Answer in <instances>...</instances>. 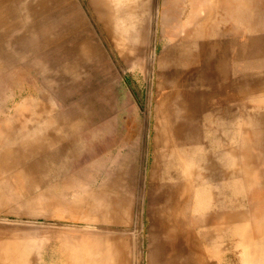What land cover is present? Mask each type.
<instances>
[{"label":"rangeland","instance_id":"1","mask_svg":"<svg viewBox=\"0 0 264 264\" xmlns=\"http://www.w3.org/2000/svg\"><path fill=\"white\" fill-rule=\"evenodd\" d=\"M97 1L0 0L1 51L12 53L13 41H16L13 46L18 45L19 54H27L30 46L35 50L31 51L35 57L26 61L27 63L22 62L18 75L9 77L10 83L0 88V105L4 107L1 114L3 117L14 116L16 105L30 104V101L33 107H38L39 113L33 123L34 129H42L46 125V117L43 116L44 109H41L40 105H45L46 109L51 105L50 112L54 114L57 122L59 113L64 115L66 112H77L78 97L71 91L77 88L82 79H85L88 88L95 92L104 89L105 82L111 77L117 88V118L116 124L107 132L105 142L107 146L109 143L115 146L102 155L105 161L101 172L105 174L100 176L106 179L111 168H118L121 172V165L112 159L117 157L115 155L126 153L131 146H136L138 153L133 164L136 173L140 175V183L132 192L135 200L130 208L132 212L129 211L132 218L129 217L128 224L104 222L98 226L99 230L100 227L111 225L116 227L115 229L123 228L126 231L122 235L128 238L127 243L130 245L132 261L134 260L132 264H165L168 261L164 257L167 256L170 258L167 257L168 260L172 259L170 264H199V261L194 259H198L200 254H205L212 264H247L244 261L247 244L243 245L244 236L241 231L237 232L236 225L242 224L244 220L246 222L243 225L249 226L250 223L247 228H251L252 235L248 237L253 240H258L257 230L264 227V50H259L257 55L251 53L238 62L240 69L237 77L248 78V81L235 87L232 73L221 75L217 71L219 63L223 64L229 60L228 56L226 59L224 51L231 49L235 33L232 29L218 25L211 36L214 46L209 44V49L216 51V56H210L213 63L202 61L199 69L187 67L185 61L194 49L193 42L183 39L186 34L184 28L169 25L172 16L177 21L186 19L185 1L154 0L156 7L152 17L157 7H160V14L165 12L166 16H169L166 19L169 24L166 21L163 24V17L161 18L159 13L157 24L153 23L151 27L149 23L144 24L147 34L150 30V35L145 36L147 43L143 38V41L140 39L138 42L144 46V52L141 53L142 62L134 55L135 61L128 62L123 59L122 52L116 46L115 35H120L119 32L123 31H141L143 24L127 20L125 23L108 22L105 25L101 21V13L94 8ZM228 1L232 3V0ZM258 3L257 5L253 0H239L235 9L239 13L250 11L256 16H264V0ZM103 17L111 19L109 13H104ZM240 26L243 28L244 23ZM237 33L238 44L248 40V32ZM257 33L264 38L263 32ZM99 46L103 48L102 51ZM147 57L148 60L145 59ZM208 59L209 56H206L205 60ZM42 61H48L54 66L46 69L48 71L45 73H34L29 69L28 65ZM73 62L79 66H73ZM47 72H52L53 77ZM176 77L185 82L193 98L187 114L188 123L184 124L186 131L172 144L170 155L160 158L152 181V134L156 108L154 99L159 86L166 83L168 78L177 80ZM48 82H53V87L61 84L62 89L46 90L45 84L48 86ZM139 128L140 134L137 131ZM87 136L90 137L91 134L87 133ZM166 145L163 144V147L166 148ZM94 149H88L86 158L77 153H69L61 178L64 180L78 174L82 166L90 163L95 157L97 151ZM129 165L131 164L127 166ZM11 173L10 168L0 173V213L13 210L38 214V210L43 211V204L32 206L25 203L27 195L20 196L17 185L11 180ZM187 181L191 186L190 190L180 191L181 202L186 198V203L181 209L185 210V216L177 209V215L181 214L178 216L179 221L184 222V230L180 236H169L164 230L165 224L158 220L159 214L157 216L156 211L160 204L155 199L152 200L156 214L154 218V213L149 214L150 194L152 192L155 196L164 191L160 189L163 183L183 184ZM243 212L247 215L244 216ZM0 215V223L8 222L5 216ZM150 223L156 228V232L151 233L154 228H150ZM208 231L210 234H207ZM155 233L160 239L154 238ZM120 234L116 233L115 236ZM151 239L154 241L150 242ZM156 244L161 246L160 250L154 246ZM41 252L44 253L45 264L55 262L52 251ZM33 253L42 255L38 249ZM178 256L187 258V261L189 259L190 263Z\"/></svg>","mask_w":264,"mask_h":264},{"label":"bare ground","instance_id":"2","mask_svg":"<svg viewBox=\"0 0 264 264\" xmlns=\"http://www.w3.org/2000/svg\"><path fill=\"white\" fill-rule=\"evenodd\" d=\"M184 1L186 19L177 21L172 16L173 18L169 20L170 24L166 21L169 16H166L165 12L163 15L160 14V7H157V11H154V16L152 17V12L156 7L154 0H98L94 8L101 13V21L105 25L108 22L114 24L125 23L127 20L135 24H143L141 31H123L119 32L120 35H115L116 46L122 52L123 59L128 62L134 60V56H138L137 58L142 62L141 53L143 54L144 52L142 50L144 46L141 43L140 46L138 42L140 39L145 41V36L150 33L149 30L147 34L144 24L149 23V27L153 23L157 24V13H159L161 18L163 17V24L166 21L169 25L172 24L184 28L186 34L183 39L186 42H193L194 49L185 61L187 67H198L199 69L202 66V61L213 63L210 60V56H216V51L213 48L209 49V44L214 46L213 37L211 38L213 30L218 25L232 29L233 31H231L235 33L233 42H231L232 47L231 49L228 48V51H224L226 59L228 56L229 60H223V64L219 63L217 71L221 75L222 73L225 75L232 73L235 87L244 81H248V78L237 77L240 69L238 62L251 53L257 55L259 50H264V42H262L264 38L257 33L261 31L264 35V16H256L255 13L250 11L237 12L235 8L239 0H232V3L228 0ZM253 1L258 5L261 0ZM104 13H109L112 20L105 19L103 17ZM241 23H244L243 28L240 26ZM153 31L152 33L155 34ZM237 32H248L246 33L248 34V40L241 45L238 44L237 36L239 33ZM179 34L181 33L179 32ZM147 41L148 39L145 42L147 43ZM14 42L16 41L12 42L14 49L12 53L3 52L0 49V88L10 83L9 77L18 75L22 62L30 61V59L35 57V54L31 52H35L34 47L30 46L27 54H19L18 45L13 46ZM99 50L102 51L103 48L99 46ZM143 56L145 57V55ZM206 56H209L207 61L205 60ZM145 59L148 60L149 58ZM72 65L79 66L75 62ZM28 66L34 73H45L48 71L46 69L54 65L48 61H42ZM215 67L217 68V66ZM47 73H49L50 77H53L51 75L52 72ZM170 80L172 79L168 78L166 83L159 86V91H157L158 93L154 99L156 108L152 134L154 145L152 173L154 169L159 167L160 158L170 155L175 139L186 131L184 124L188 123L187 114L193 99L183 80H178V78L177 80H172V82ZM159 82L158 80V85L160 84ZM47 84L48 86L45 84L46 90L62 89L61 84H58V87H53V82H48ZM116 89L111 77L105 82L104 89L101 88V90L95 92L91 91L88 88L87 81L82 79L77 84V88L71 91V93L75 92L78 97L76 98L78 104L77 112H66L64 115L59 113L60 118L55 122L54 114L52 115L50 112L51 105L49 104L48 110L45 105H40L41 109H44L42 114L46 117V125L42 129H34L33 123L38 118L37 114L39 113L38 107H33L30 101V104L16 105L14 107L16 108L15 115L8 117H3L1 113L4 112V107L0 105V173L10 168V171H12L11 180L17 185L18 193H20V196L24 195L23 197L27 195L25 203L32 206L36 204L44 205V210H38V214L14 212L13 210L1 211L2 213L0 214L5 216L8 222L0 223V264H45L42 250L52 251L53 255H55L53 259L56 258V260L55 262L52 261L51 264H132L134 261H132L130 245L127 243L128 238L122 235L126 233L123 228L115 229L116 227L111 225L100 227L101 230L98 228L104 222L128 224L129 211L132 212L130 208L135 200L132 192L137 189L138 183H140V175L136 173L133 164V160H135L138 153L136 146H131L126 153L121 156L115 155L117 157L112 159L121 165V172H119L118 168H111L107 173L106 179L100 176L105 174L101 172L103 161H105L102 155L112 150L115 146L111 143L107 146L105 136L111 126L116 124ZM137 131L140 134L141 129L139 128ZM87 133H90L91 136L88 137ZM163 144H167L166 148L163 147ZM93 147L97 151L93 160L90 163H85L78 174L71 175L63 180L61 173H63L62 169L68 161L69 153H77L86 158L88 149ZM129 163L131 165L127 166ZM231 165L233 166L234 164ZM153 177L154 173L153 176L152 174L150 176L152 181ZM161 186L162 188L160 189H164V191L158 195L153 196L152 194L154 193L150 191L149 214L154 213L152 215L153 218L156 212L157 216L159 214L158 220L165 224L164 230L167 231L169 236H180L184 229L182 230L183 220L179 221L178 219L181 214L177 215V209H179V213H183L185 216V210L181 211V209L186 203V198L181 202L180 196L182 197V195L180 191L190 190L191 186L188 181L183 184L163 183ZM157 189L159 190V188ZM152 199H155L160 204L156 212L153 211L154 201ZM174 207L175 209H172ZM220 214L223 215L221 212ZM12 215L15 217H11ZM243 215L247 214L244 213ZM260 216L262 217V215ZM39 218H44V220H39ZM260 218L257 219L260 220ZM245 222L244 220L243 223ZM155 223L157 224L156 221ZM243 223L237 224L236 227L237 232L240 233L241 231L244 236L245 243L243 245L246 246L247 244V248L243 246L247 249H245L244 261L247 264H263L264 235L262 234H264V227L257 230L259 234L258 240H253V238L248 237L252 235L250 234L251 228H249L250 231L247 228L250 223L248 222L249 226L248 224L243 225ZM151 225L152 223L149 225L150 228L152 227ZM258 227L260 226L258 225ZM154 229L153 231L151 230V233L156 232V228ZM166 231L163 232L166 233ZM116 233L121 234L115 236ZM155 234H153L154 238L160 239V237H156L158 236L157 233ZM207 234H210V232L208 231ZM163 235L165 234L163 233ZM169 236L168 238H171ZM154 240L151 239L150 242ZM154 246H157V244ZM36 249L42 255H34L33 252ZM180 256L178 257L180 258ZM167 257L164 258L170 264L172 259L168 260ZM170 257H172V254ZM153 258L157 259L155 256ZM138 261L136 260V262ZM194 261H199V264H212L207 260L205 254H200L199 258L197 259L196 257ZM186 262L190 263L189 259ZM162 263L160 262L159 264Z\"/></svg>","mask_w":264,"mask_h":264}]
</instances>
